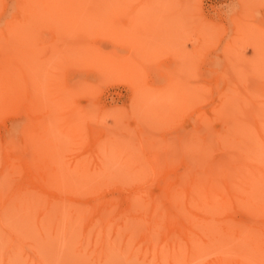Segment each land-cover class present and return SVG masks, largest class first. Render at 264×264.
<instances>
[{"label": "rangeland", "instance_id": "1", "mask_svg": "<svg viewBox=\"0 0 264 264\" xmlns=\"http://www.w3.org/2000/svg\"><path fill=\"white\" fill-rule=\"evenodd\" d=\"M263 108L264 0H0V264H264ZM193 134L213 145L194 166ZM221 154L255 161L212 180L232 209L173 210Z\"/></svg>", "mask_w": 264, "mask_h": 264}, {"label": "bare ground", "instance_id": "2", "mask_svg": "<svg viewBox=\"0 0 264 264\" xmlns=\"http://www.w3.org/2000/svg\"><path fill=\"white\" fill-rule=\"evenodd\" d=\"M155 6V5H154ZM159 6V5H158ZM151 7V6H150ZM166 8V7H165ZM136 9V8H135ZM179 11V10H178ZM133 13V12H132ZM180 16V15H179ZM128 19V18H127ZM126 21V20H125ZM111 25V24H110ZM155 26V25H154ZM129 29V28H128ZM130 30V29H129ZM167 30V29H166ZM154 31V30H153ZM138 35V34H137ZM75 56V55H74ZM105 60V59H104ZM100 64V63H99ZM107 65V64H106ZM99 68V67H98ZM97 69V68H96ZM104 71V70H103ZM139 93V92H138ZM134 96V95H133ZM182 109H184V108H182ZM263 110H264V108L261 110L262 111V117H263V115H264V112H263ZM180 112H182V111H180ZM184 112V111H183ZM146 113V112H145ZM180 114V113H179ZM183 115V113H181V116ZM214 118V117H213ZM195 119V118H194ZM88 121V120H87ZM90 128V127H89ZM241 129H244V128H241ZM254 129H255V132L258 134V136H259V138H260V140L263 142V144H264V132L262 131V130H264V129H262V127H259V125H255V127H254ZM253 129V130H254ZM262 129V130H261ZM237 130V129H236ZM200 131H202V130H200ZM228 131V130H227ZM233 131V130H232ZM238 131V130H237ZM244 131V130H243ZM187 132H189V131H187ZM229 133V132H228ZM237 133V132H236ZM230 134V133H229ZM233 134V133H232ZM69 135V134H68ZM196 135V134H195ZM194 134H193V136L191 137L192 138V140H191V142L190 141H188V143H190L189 144V146L188 145H186V149H187V147H189L188 148V150L189 149H191V151H189L190 153H189V155H192L193 154V156H190V158L192 159V161H191V163L193 162V163H195L196 161H197V163H201V161H202V159L203 160H205V157L206 156H209L210 157V155L213 153H211V151L209 152L208 151V149L209 150H211V148L210 147H212L211 145H209V144H212L213 142H214V139H216V138H218V137H216L215 136V138H213L212 136H210L209 134H207L206 133V135L208 136H206L207 137V140H208V138H210L209 140L210 141H208V143L209 144H207L208 146H209V148H208V146H207V148L205 147V148H202L203 146H205V144H206V142L204 141V140H206V139H204V140H202V138H201V140H202V143H201V141H200V138H199V136L200 135H198V137L197 136H195ZM239 135H240V133H239ZM105 136V135H104ZM229 136V140H228V138L226 139V140H228V141H226V142H228L229 144L230 143H238V142H236L235 140V142H232L231 141V139H230V135H228ZM98 137V136H97ZM213 138V140H212V138ZM232 137V136H231ZM236 137V136H235ZM185 138H186V136H185ZM238 138H240V137H238ZM238 138H236L237 140H238ZM181 139V138H180ZM184 139V138H183ZM221 139V138H220ZM239 140H241V139H239ZM95 141V140H94ZM181 141V140H180ZM185 141H186V139H185ZM204 141V142H203ZM211 141H213L212 143H211ZM216 141H218V143H219V138H218V140H216ZM221 141V140H220ZM84 142V141H83ZM82 142V143H83ZM90 142H92V141H90ZM101 142H103V141H101ZM105 142V141H104ZM103 142V143H104ZM182 142V141H181ZM222 142V141H221ZM220 142V143H221ZM226 142H224L223 144H226ZM97 143V142H96ZM137 143H139V142H137ZM178 143H180V142H178ZM183 143V142H182ZM182 143H180V144H182ZM185 143V142H184ZM205 143V144H204ZM214 145L216 144V143H213ZM223 144H221L222 146H223ZM261 144V145H260ZM260 144H254L253 146H254V148L255 147H258L259 145L260 146H262L263 148H264V145H262V143H260ZM84 145V144H83ZM86 145V144H85ZM88 145H90V144H88ZM88 145H87V147H88ZM103 146H102V149H105V147H109L110 146V143H107V144H102ZM140 145V144H139ZM203 145V146H202ZM95 146H97V145H95ZM98 146H100V145H98ZM97 146V147H98ZM134 146H136V145H134ZM172 146H173V144H172ZM178 146H181V145H179L178 144ZM221 146V147H222ZM233 146V145H232ZM127 147V146H126ZM220 147V146H219ZM235 147V146H234ZM83 148H85V147H83ZM121 148V147H120ZM252 148V147H251ZM86 149V148H85ZM101 149V150H102ZM132 149V148H131ZM138 149V148H137ZM206 149V150H205ZM258 149H262V148H257L256 150L258 151ZM83 150V149H82ZM90 150V149H89ZM88 149H87V151H89ZM94 150V149H93ZM139 150V149H138ZM256 150H252V152H255V153H257V151ZM78 151V150H77ZM81 151V150H80ZM80 151H78V152H80ZM117 151H118V149H117ZM139 151H144L143 149L141 150V148H140V150ZM182 151L184 152V154H185V152L186 151H184L183 150V148H182ZM98 153L100 152V151H97ZM126 152H128V151H126ZM125 152V153H126ZM182 152V153H183ZM262 152V151H261ZM95 153V152H94ZM122 153V152H121ZM148 153H150V152H148ZM186 153H188V152H186ZM259 153V152H258ZM89 154H91V152L89 153ZM137 154H139L138 152H137ZM153 154V153H152ZM209 154V155H208ZM251 154H253V153H251ZM261 154V153H260ZM262 154L264 155V150H263V152H262ZM84 155H86V154H84ZM96 155V154H95ZM129 155V154H128ZM187 155V154H186ZM37 156V155H36ZM116 156V155H115ZM124 156V158H125V156L126 155H123ZM134 156V155H133ZM147 156V155H146ZM145 156V157H146ZM153 156V155H152ZM221 157L219 158V159H217L216 160V166H214V167H212L211 169H208L207 170V173H208V178H210L209 180L207 179V178H205V177H203V176H200L199 177V175H197V177H195V174L191 171V170H193V169H191V167H186V171H185V173H184V175H183V177H182V179H180V181L178 182L179 183V186L180 187H178L177 186V184H176V189H174V190H178L179 188H181V187H184V186H186L187 188H185V189H187L186 190V192L185 193H183V194H185L186 195V200H187V202L186 203H184L182 200V202L184 203V205H182V204H180V202L181 201H179V197L178 196H173V194L171 193V192H169V193H171V195L172 196H170L169 194V198H166L167 199V202L173 207V210H175V209H183L184 208V210L186 209V211H188L189 209H191V210H193V209H195V208H198L197 209V211L198 210H201L200 208H203L202 210H223V209H225V210H227L226 208L228 207H230V206H228L229 204H231V202H230V200H231V197H234V196H231L230 197V189H235V187H237V185L235 186V187H232V183H230L231 185L229 186V187H232V188H230V189H226L225 188V186H224V188L223 189H221L220 188V185H219V187H217V186H215L216 184H214L213 183V179H214V182H216V180H218V178L223 174V173H225L226 172V170H228V172H232V173H236L237 172V170L239 169V168H237V167H242V166H240V165H243V166H245L246 164H248V163H251L252 165H253V163L255 162H253V160L252 159H249L248 157H246L245 155H239V156H237L236 157V159L235 158H231V157H229V156H227V154H221L220 155ZM257 156V155H256ZM92 157H93V155H92ZM103 157V156H102ZM195 157H197V158H195ZM209 157H207L208 159H209ZM253 157V156H252ZM32 158L33 159H35L33 156H32ZM87 158H89V157H87ZM129 158V157H128ZM135 158V157H134ZM150 159H152V157H149ZM189 158V157H188ZM95 159V158H94ZM101 159V158H100ZM104 159V158H103ZM119 159V158H118ZM123 159V158H122ZM127 159V158H126ZM133 159V158H132ZM199 159H201V161L200 162H198V160ZM134 160H136V159H134ZM139 160V158H137V160H136V162ZM196 160V161H195ZM56 161V160H55ZM83 161V160H82ZM92 161V160H91ZM100 161H102V159L100 160ZM104 161V160H103ZM142 161H144L143 159H142ZM141 161V162H142ZM205 161H207V160H205ZM204 161V162H205ZM125 162V161H124ZM127 162H129V161H127ZM131 162V161H130ZM134 162V161H133ZM203 162V161H202ZM144 163V162H143ZM147 163H148V159H147ZM193 163H192V165H193ZM96 164V163H95ZM103 163H101V165H102ZM133 164V163H132ZM136 164V163H135ZM150 164H152V163H150ZM171 164V163H170ZM187 164V163H186ZM202 164H204V163H202ZM245 164V165H244ZM126 165V164H125ZM140 165V164H139ZM144 165V164H143ZM147 165V164H146ZM75 166V165H74ZM73 166V167H74ZM77 167H74V172H76L78 169H80V168H78L80 165H76ZM100 166V165H99ZM103 166H104V164H103ZM185 166V165H184ZM194 166V165H193ZM256 166H258V165H256ZM55 167V166H54ZM147 167H149V166H147ZM147 167H145V168H142V169H144V171H146V173H144V174H138L137 175V179L139 180L140 179V181H143V180H145V181H148V182H150L151 180H149L148 179V175H151L152 177H153V175L151 174V169H150V167H151V165H150V167L148 168L149 170H151L150 172H148L147 170H145V169H147ZM197 167H198V165H197ZM253 167V166H252ZM75 168H78V169H75ZM98 168V170H99V175H98V177L100 176V177H102V178H104V177H108V174H109V172H107L106 170H104L102 167H97ZM185 168V167H184ZM202 168L203 167H201V171H202ZM253 168H255V167H253ZM262 168H264V167H262ZM153 170H154V168H152ZM83 170H85L84 169V167L82 168V169H80V171H81V173H80V171L78 172H76V174H81V175H85L86 173L83 171ZM97 170V171H98ZM159 170V169H158ZM185 170V169H184ZM249 170V169H248ZM253 170H256V169H253ZM197 171V170H196ZM251 172H252V169L250 170ZM249 171V172H250ZM261 171H262V169H261ZM183 172V171H182ZM199 172V171H198ZM203 172V171H202ZM239 173H240V171H238ZM257 172V171H256ZM256 172H255V174H256ZM264 172V171H263ZM83 173V174H82ZM138 173V172H137ZM159 173V172H158ZM173 173V172H172ZM245 173V172H244ZM258 173H259V171H258ZM94 174V173H93ZM134 174H136V172L134 173ZM145 174H147V176L145 175ZM154 174V173H153ZM159 174H161V173H159ZM199 174V173H198ZM262 175H263V173H261ZM179 175H181V174H179ZM231 175V174H230ZM230 175H228V176H230ZM237 175V174H236ZM241 175V174H240ZM150 176V177H151ZM157 176V175H156ZM170 177H171V175H169ZM234 176V175H233ZM246 176H248L249 178H247ZM251 176H253V175H242V177H246V179H244V181H246V182H248V179H250V181H253L252 179H254V177L256 178V175H254V177H252V179L250 178ZM174 177V176H173ZM178 177V176H177ZM226 177V176H225ZM236 178H237V176H235ZM263 177V176H262ZM167 178V177H166ZM100 179V178H99ZM152 179V178H151ZM159 179V178H158ZM157 179V180H158ZM240 180H241V177L239 178ZM238 179V180H239ZM243 179L241 180L242 182H243ZM220 180V179H219ZM155 181V180H154ZM224 181H225V179H224ZM241 181H239V182H241ZM250 181H249V183H250ZM157 182V181H156ZM218 182V181H217ZM241 182V183H242ZM263 182V181H262ZM154 182L153 181H151L150 183H148V185H145V186H143V184L141 183V184H137L136 186H134V188H133V193H131L130 194V196H132L131 197V199H129V202H127V203H129L128 204V207H133V208H138V207H141L142 208V205L140 206V201H139V199H141V200H143V197H145L146 198V196H148V195H150V187H152V184H153ZM227 183V182H226ZM252 183V182H251ZM250 183V184H251ZM256 182H254V184H255ZM258 183V182H257ZM264 183V182H263ZM218 184H221V182L220 183H218ZM253 184V185H254ZM157 185V184H156ZM162 186H164L163 184H161ZM225 185V184H224ZM249 184H247V186H248ZM256 185V184H255ZM159 187H160V185H158ZM161 186V187H162ZM167 186V185H166ZM227 187V186H226ZM240 187V186H239ZM258 187V186H257ZM238 188V187H237ZM236 188V189H237ZM249 188V187H248ZM251 188V187H250ZM253 188V187H252ZM259 189V188H258ZM169 190V189H168ZM252 190V189H251ZM260 190V189H259ZM179 191V190H178ZM237 191V190H236ZM256 191V190H255ZM258 191V190H257ZM93 192H95L96 193V191H92V193L91 194H95V193H93ZM183 192V191H182ZM93 195H92V197H93ZM182 195V194H181ZM198 195H200V197H197ZM232 195V194H231ZM88 196V195H87ZM141 196H143L142 198H141ZM195 196H196V198H195ZM90 197V196H89ZM88 197V198H89ZM95 197V196H94ZM97 197V196H96ZM95 197V199H97ZM153 197V196H152ZM168 197V196H167ZM181 197V196H180ZM91 198V197H90ZM144 198V199H145ZM148 198V197H147ZM87 199V198H86ZM100 199V198H99ZM154 199V198H153ZM156 199V198H155ZM162 199H164L163 197H162ZM165 199V200H166ZM233 199V198H232ZM80 200V199H79ZM91 200V199H90ZM90 200L89 201H87V202H89V204L91 203L90 202ZM93 200H94V198H93ZM92 200V201H93ZM152 200V199H151ZM150 200V201H151ZM234 200L236 201V198L234 197ZM98 200H96L95 202H97ZM148 201V200H147ZM149 201V202H150ZM153 202L151 203L150 202V206H151V214L149 215V218H150V216H152L153 217V215L155 214V212H156V209L158 210V207H159V205L158 204H156L157 202H155L154 200H152ZM234 201V202H235ZM230 202V203H229ZM234 202H232V203H234ZM84 203V202H83ZM83 203L81 204H79V205H82V206H84L83 205ZM100 203V204H99ZM146 203H148V202H146ZM162 203V202H161ZM78 204V203H77ZM95 204V203H94ZM103 205V207H101L102 208V210H99V209H97V210H99L100 212H98V215L96 216V217H94V219H97L101 224L103 223V227L106 229V226L107 225H109V224H114V208H115V205H116V200L115 199H108V200H99L98 201V203H97V206H102ZM236 203H234V205H235ZM241 204V203H240ZM91 205H92V203H91ZM90 205V207H92ZM96 205V204H95ZM182 205V206H181ZM86 206L87 207H84L85 208V211L87 210L86 208H88V209H90L88 206V204L86 203ZM144 206V205H143ZM165 206V205H164ZM252 206H253V204H252ZM263 206H264V204H263ZM127 207V208H128ZM145 207V206H144ZM234 207V206H233ZM95 208H97V207H95ZM132 208V209H133ZM205 208V209H204ZM260 208V207H259ZM264 208V207H263ZM171 209V208H170ZM230 209V208H229ZM231 209H232V207H231ZM230 209V210H231ZM91 210H93L92 212L94 213V211L96 210V209H94L93 207L91 208ZM97 210H96V212H97ZM129 210V209H128ZM257 210V209H256ZM262 210V209H261ZM79 213H81L82 212V210H80L79 209ZM87 211H89V210H87ZM138 211V210H137ZM180 211V210H179ZM224 211V210H223ZM91 212V211H90ZM89 212V213H90ZM116 212V211H115ZM132 212V211H131ZM134 212V211H133ZM138 212H140V211H138ZM182 212V211H181ZM79 213H74V214H71V217H72V215L74 216V217H76V214L79 216L80 214ZM93 213H91V215L93 214ZM136 213V212H135ZM82 214V213H81ZM96 214V213H95ZM82 215H86V213L85 214H82ZM94 215V214H93ZM95 216V215H94ZM83 218V217H82ZM87 219V218H86ZM152 219V218H151ZM89 220V219H88ZM88 222V223H87ZM86 222V224H85V228H86V231H88V230H91L94 226H95V222H94V220H90V221H87ZM96 224H98V222L96 223ZM110 226V225H109ZM98 227V226H97ZM104 228H102V230H103V233L106 231ZM105 230V231H104ZM102 232V231H101ZM87 233V232H86ZM94 233H95V231H94ZM97 233V232H96ZM105 234V233H104ZM96 235V234H95ZM94 235V236H95ZM100 235H102V234H100ZM99 235V236H100ZM98 236V237H99ZM84 237V236H83ZM102 237V236H101ZM103 240H104V238H103ZM103 244V243H102ZM80 245V244H79ZM81 246V245H80ZM81 248V247H80ZM82 250V249H81Z\"/></svg>", "mask_w": 264, "mask_h": 264}]
</instances>
